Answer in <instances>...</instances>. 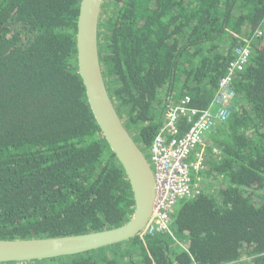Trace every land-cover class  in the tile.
Here are the masks:
<instances>
[{"label": "trees", "instance_id": "trees-1", "mask_svg": "<svg viewBox=\"0 0 264 264\" xmlns=\"http://www.w3.org/2000/svg\"><path fill=\"white\" fill-rule=\"evenodd\" d=\"M79 1L0 0V239L111 229L134 213L127 176L77 72ZM110 6L98 35L103 74L143 149L170 102L188 97L195 109L211 108L238 44H252L230 117L208 134V167L197 175L208 187L171 216L187 249L145 228L76 255L0 264H264V0ZM187 127L181 120L180 136Z\"/></svg>", "mask_w": 264, "mask_h": 264}, {"label": "water", "instance_id": "water-1", "mask_svg": "<svg viewBox=\"0 0 264 264\" xmlns=\"http://www.w3.org/2000/svg\"><path fill=\"white\" fill-rule=\"evenodd\" d=\"M104 0H80L75 34L77 72L88 105L129 181L134 198L132 218L111 229L67 236L0 239V263L28 262L71 256L112 246L144 230L155 199L154 178L136 140L124 126L106 86L99 52L100 17Z\"/></svg>", "mask_w": 264, "mask_h": 264}, {"label": "built area", "instance_id": "built-area-1", "mask_svg": "<svg viewBox=\"0 0 264 264\" xmlns=\"http://www.w3.org/2000/svg\"><path fill=\"white\" fill-rule=\"evenodd\" d=\"M261 35V30H257L256 36ZM252 52L250 41L238 44L234 61L220 79L211 108L195 109L190 106L188 97L167 104L163 125L147 148L151 156L152 166H149L154 178L155 199L146 229L152 235L170 238L172 244L185 250L188 246L186 236L177 235L171 226V216L182 200L198 197L206 186L205 183H192L191 175L203 172L208 166L206 136L229 119L237 99L233 88L235 76L248 66ZM181 120L188 123L182 136L179 135ZM213 150L218 153L217 149Z\"/></svg>", "mask_w": 264, "mask_h": 264}, {"label": "rangeland", "instance_id": "rangeland-1", "mask_svg": "<svg viewBox=\"0 0 264 264\" xmlns=\"http://www.w3.org/2000/svg\"><path fill=\"white\" fill-rule=\"evenodd\" d=\"M112 8H111V6H110V0H105V2H104V4H103V9L101 10V19H103V18H105L106 16H108V15H110L111 14V12H112ZM227 45H228V42H227V44L225 45V47H226V49L228 48L227 47ZM228 50V49H227ZM112 86H111V83L109 82V91H110V93L112 92ZM112 94V93H111ZM126 109L127 108H119L118 109V113H119V115H120V118L122 119V121L124 122V124H126V126H127V128L129 129V132H130V134L132 135V137H134V138H138V134H139V128H136V126H133V125H131L130 123H129V121H128V118H127V114H126ZM137 142H138V145H140V147H144L143 146V144L140 142V139H138L137 140ZM143 153H144V155H145V158H146V160L148 161V163L150 164V166H152V164H151V160H150V152H149V150L147 149V148H145L144 150H143ZM199 174V173H198ZM198 174H196V175H191V177H192V183H196V182H198V183H200V184H202L203 183V181H200V178L197 176ZM197 177V178H196ZM196 178V181L194 182V179ZM206 187H208V186H206ZM207 189V188H206ZM180 238H182L179 234H177Z\"/></svg>", "mask_w": 264, "mask_h": 264}, {"label": "clouds", "instance_id": "clouds-1", "mask_svg": "<svg viewBox=\"0 0 264 264\" xmlns=\"http://www.w3.org/2000/svg\"><path fill=\"white\" fill-rule=\"evenodd\" d=\"M118 112V111H117ZM119 114V113H118ZM120 116V115H119ZM123 124H124V122H123ZM124 126H126V124H124ZM127 127V126H126ZM128 129V128H127ZM128 131H129V129H128ZM134 138V137H133ZM146 228V227H145Z\"/></svg>", "mask_w": 264, "mask_h": 264}, {"label": "crops", "instance_id": "crops-1", "mask_svg": "<svg viewBox=\"0 0 264 264\" xmlns=\"http://www.w3.org/2000/svg\"><path fill=\"white\" fill-rule=\"evenodd\" d=\"M207 139H208V135L206 136V141H207V144H208L209 142H208V140H207ZM207 167H208V166H207Z\"/></svg>", "mask_w": 264, "mask_h": 264}, {"label": "bare ground", "instance_id": "bare-ground-1", "mask_svg": "<svg viewBox=\"0 0 264 264\" xmlns=\"http://www.w3.org/2000/svg\"><path fill=\"white\" fill-rule=\"evenodd\" d=\"M193 180V179H192Z\"/></svg>", "mask_w": 264, "mask_h": 264}]
</instances>
